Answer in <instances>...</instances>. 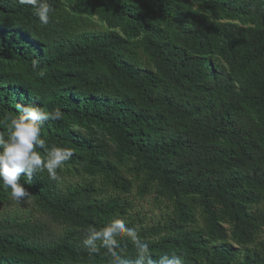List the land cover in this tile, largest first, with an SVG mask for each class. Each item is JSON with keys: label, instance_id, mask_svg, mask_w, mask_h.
<instances>
[{"label": "trees", "instance_id": "1", "mask_svg": "<svg viewBox=\"0 0 264 264\" xmlns=\"http://www.w3.org/2000/svg\"><path fill=\"white\" fill-rule=\"evenodd\" d=\"M194 1L48 0L42 25L30 6L0 0V119L18 104L58 108L42 138L74 152L59 181L21 174L62 234L40 243L29 237L40 225L7 214L0 264H110L81 237L116 217L154 258L264 264V0ZM132 189L166 210L146 220Z\"/></svg>", "mask_w": 264, "mask_h": 264}, {"label": "clouds", "instance_id": "2", "mask_svg": "<svg viewBox=\"0 0 264 264\" xmlns=\"http://www.w3.org/2000/svg\"><path fill=\"white\" fill-rule=\"evenodd\" d=\"M16 3L30 6L42 25L49 23L53 7L48 0H16ZM17 109L18 115L11 119L7 131H0V187L9 190L10 198L21 204L31 196L21 183V174L30 178L34 174L46 173L50 179L59 181L58 169L71 160L74 152L69 147L48 146L42 138L41 129L46 121L62 119L60 109L49 112L36 104H18ZM124 238L134 246L131 259L126 258L122 249L120 241ZM82 243L90 253H98L102 246L111 257L110 264H185L183 257L176 253L154 258L139 231L129 227L121 217L99 228H88Z\"/></svg>", "mask_w": 264, "mask_h": 264}, {"label": "rangeland", "instance_id": "3", "mask_svg": "<svg viewBox=\"0 0 264 264\" xmlns=\"http://www.w3.org/2000/svg\"><path fill=\"white\" fill-rule=\"evenodd\" d=\"M66 4H71L72 0H63ZM184 2L190 3L192 5H196L194 0H182ZM92 17L94 19H98V14L92 13ZM101 23L116 28L122 32L119 26H113L112 24L108 23L106 19H102ZM11 120L7 119H0V131H7L8 125L10 124ZM72 129L78 130L83 134H90V131L83 127L82 125H78L76 123L71 125ZM94 132L98 137L107 139V135L104 133L103 130L93 127ZM111 144L110 141H108ZM65 181L73 180L74 177L72 176H63ZM129 197L133 200L134 209L133 211H139V214H144L146 220L158 218L159 213L166 210L165 203L163 201H159L154 197V194H144L143 196H139L136 193L135 189H132L131 194ZM18 213L22 219L30 218L32 224H38L41 226V229H35L31 231L29 237L35 241L40 243H47L52 240H55L57 236L62 234L63 229L66 227L65 224L60 223L58 221H54L45 213L40 212L35 203L34 197L31 195L26 201L23 203H17L10 198V194H7L6 199H0V219L5 217L7 214L11 213ZM84 235H82L81 240H83Z\"/></svg>", "mask_w": 264, "mask_h": 264}]
</instances>
